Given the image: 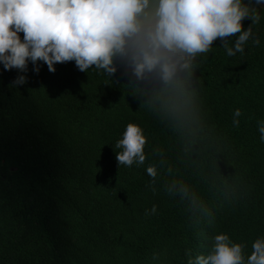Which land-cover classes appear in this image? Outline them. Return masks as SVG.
I'll return each instance as SVG.
<instances>
[{"label": "trees", "instance_id": "trees-1", "mask_svg": "<svg viewBox=\"0 0 264 264\" xmlns=\"http://www.w3.org/2000/svg\"><path fill=\"white\" fill-rule=\"evenodd\" d=\"M258 13L242 21L253 32L243 52L228 55L217 37L168 81L159 66L136 76L134 41L113 74L29 62L27 82L14 85L19 70L0 63V264H188L221 232L246 264L264 237V6ZM129 122L144 131L146 158L119 165Z\"/></svg>", "mask_w": 264, "mask_h": 264}, {"label": "clouds", "instance_id": "clouds-1", "mask_svg": "<svg viewBox=\"0 0 264 264\" xmlns=\"http://www.w3.org/2000/svg\"><path fill=\"white\" fill-rule=\"evenodd\" d=\"M150 0H0V63L19 73L12 83L27 82L29 62L39 72L43 61L49 71L56 62L74 60L78 69L90 65L108 74L117 71L114 57L127 56L130 42L132 70L137 77L157 66L165 81L178 68L190 69L199 52L209 50L222 38L228 55L244 51L253 35L252 24L260 19L256 7L244 0H155L154 11L145 12ZM264 6V0H256ZM143 16V19H141ZM251 17L244 28L242 21ZM23 32V39L20 33ZM239 33L234 47L228 46L231 34ZM259 44V38H255ZM240 115L236 109L235 116ZM238 123V121H235ZM259 131L264 140V121ZM146 136L136 122H129L115 148L120 164L131 165L146 158ZM147 172L156 175L154 167ZM155 211V205L153 206ZM208 255L199 254L188 264H244L242 244L232 242L227 233L214 236ZM246 264H264V237L257 238Z\"/></svg>", "mask_w": 264, "mask_h": 264}, {"label": "water", "instance_id": "water-1", "mask_svg": "<svg viewBox=\"0 0 264 264\" xmlns=\"http://www.w3.org/2000/svg\"><path fill=\"white\" fill-rule=\"evenodd\" d=\"M246 4H249L250 7H256L257 11L261 9V5L256 3V0H244Z\"/></svg>", "mask_w": 264, "mask_h": 264}]
</instances>
